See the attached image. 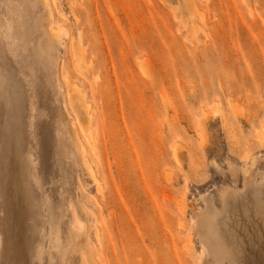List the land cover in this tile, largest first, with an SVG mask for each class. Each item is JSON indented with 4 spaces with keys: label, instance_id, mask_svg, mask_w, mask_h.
Segmentation results:
<instances>
[{
    "label": "rangeland",
    "instance_id": "374dc122",
    "mask_svg": "<svg viewBox=\"0 0 264 264\" xmlns=\"http://www.w3.org/2000/svg\"><path fill=\"white\" fill-rule=\"evenodd\" d=\"M0 264H264V0H0Z\"/></svg>",
    "mask_w": 264,
    "mask_h": 264
},
{
    "label": "bare ground",
    "instance_id": "6f19581e",
    "mask_svg": "<svg viewBox=\"0 0 264 264\" xmlns=\"http://www.w3.org/2000/svg\"><path fill=\"white\" fill-rule=\"evenodd\" d=\"M53 17V16H52ZM53 20V19H52ZM56 25V24H55ZM53 28V27H52ZM61 34H62V31L61 30H58L56 27H54L53 28V31H52V36L55 38V39H57V40H61ZM78 92H80V91H78ZM71 93H73L74 94V96H73V99H76V100H80L81 98H79V97H81L80 95H79V93H77V91L75 90V88H72V91H71ZM82 95V94H81ZM83 97V96H82ZM83 99V98H82ZM81 99V100H82ZM84 101V100H83ZM82 101V102H83ZM85 102V101H84ZM83 104V103H82ZM85 105H83V107L82 108H84V114L85 113H87L86 111H87V107H86V103H84ZM77 105H78V103H77ZM82 108H81V110H82ZM88 116H91V114H88ZM76 133V132H75ZM76 144L78 143L79 144V148H80V150L82 151V153H84V156L85 157H90L89 155H88V153H87V148H86V146H85V144L81 141H77V142H75ZM73 150L70 152V157H71V159L73 160ZM90 158H88V164L90 165V167H89V174H90V176L92 177V179H93V182L94 183H96V173H95V170H94V168H93V166L91 165V163H90ZM81 230V229H80ZM96 230V232H98V229L96 228L95 229ZM81 236L80 235H78V238H76V241H75V244L76 245H80L81 243H82V241H81Z\"/></svg>",
    "mask_w": 264,
    "mask_h": 264
}]
</instances>
